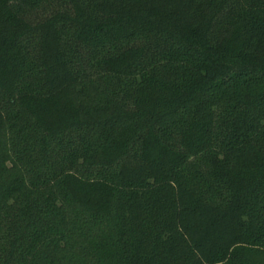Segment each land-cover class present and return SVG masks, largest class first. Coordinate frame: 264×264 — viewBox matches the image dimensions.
<instances>
[{
    "label": "trees",
    "instance_id": "obj_1",
    "mask_svg": "<svg viewBox=\"0 0 264 264\" xmlns=\"http://www.w3.org/2000/svg\"><path fill=\"white\" fill-rule=\"evenodd\" d=\"M0 264H264V0H0Z\"/></svg>",
    "mask_w": 264,
    "mask_h": 264
}]
</instances>
